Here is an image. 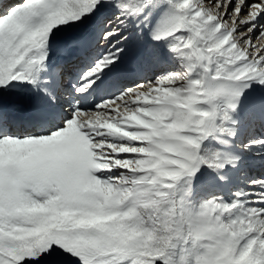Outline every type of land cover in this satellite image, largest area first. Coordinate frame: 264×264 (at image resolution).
<instances>
[{
	"label": "snow or ice",
	"instance_id": "1",
	"mask_svg": "<svg viewBox=\"0 0 264 264\" xmlns=\"http://www.w3.org/2000/svg\"><path fill=\"white\" fill-rule=\"evenodd\" d=\"M0 264H264V0H0Z\"/></svg>",
	"mask_w": 264,
	"mask_h": 264
},
{
	"label": "bare ground",
	"instance_id": "2",
	"mask_svg": "<svg viewBox=\"0 0 264 264\" xmlns=\"http://www.w3.org/2000/svg\"><path fill=\"white\" fill-rule=\"evenodd\" d=\"M143 74L147 75L148 74V70L147 69H141L140 70Z\"/></svg>",
	"mask_w": 264,
	"mask_h": 264
}]
</instances>
